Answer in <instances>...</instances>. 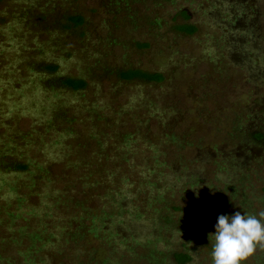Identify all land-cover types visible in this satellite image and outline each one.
<instances>
[{
	"label": "rangeland",
	"instance_id": "1",
	"mask_svg": "<svg viewBox=\"0 0 264 264\" xmlns=\"http://www.w3.org/2000/svg\"><path fill=\"white\" fill-rule=\"evenodd\" d=\"M237 211L264 213V0H0V264H212Z\"/></svg>",
	"mask_w": 264,
	"mask_h": 264
},
{
	"label": "clouds",
	"instance_id": "2",
	"mask_svg": "<svg viewBox=\"0 0 264 264\" xmlns=\"http://www.w3.org/2000/svg\"><path fill=\"white\" fill-rule=\"evenodd\" d=\"M221 214L209 233L212 264H246L258 245L264 246V213Z\"/></svg>",
	"mask_w": 264,
	"mask_h": 264
},
{
	"label": "trees",
	"instance_id": "3",
	"mask_svg": "<svg viewBox=\"0 0 264 264\" xmlns=\"http://www.w3.org/2000/svg\"><path fill=\"white\" fill-rule=\"evenodd\" d=\"M68 21L75 26H80L83 23V18L81 16H70L68 18ZM177 30L179 32L191 35L195 33L197 29L194 25L182 24L177 26ZM47 68L51 71H54L56 69L55 66H49ZM118 77L126 81L143 80L147 82H162L164 80V76L162 73L144 71L139 68H129L121 70L118 73ZM61 84L64 87L75 91L84 89L86 87V81L82 78L65 77L62 79ZM174 258L178 264H186L191 260L190 255L182 252L175 253Z\"/></svg>",
	"mask_w": 264,
	"mask_h": 264
}]
</instances>
